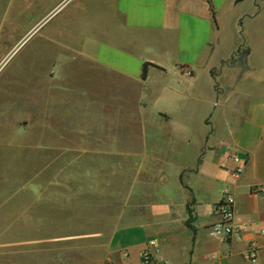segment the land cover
<instances>
[{
    "label": "crops",
    "instance_id": "obj_1",
    "mask_svg": "<svg viewBox=\"0 0 264 264\" xmlns=\"http://www.w3.org/2000/svg\"><path fill=\"white\" fill-rule=\"evenodd\" d=\"M69 1L0 0L4 57L10 12L50 18ZM208 1L76 0L49 30L84 60V157L130 164L124 209L95 264H140L151 240L169 264H264V0ZM241 45L245 72L233 56ZM41 139L18 142V155ZM18 171L26 173L24 162ZM27 172L36 180L34 167ZM2 178L0 264H30L26 248L39 243L31 240L47 237L41 186ZM227 198L239 240L209 238ZM249 247L253 263L243 257Z\"/></svg>",
    "mask_w": 264,
    "mask_h": 264
},
{
    "label": "rangeland",
    "instance_id": "obj_2",
    "mask_svg": "<svg viewBox=\"0 0 264 264\" xmlns=\"http://www.w3.org/2000/svg\"><path fill=\"white\" fill-rule=\"evenodd\" d=\"M75 3L50 18L10 12L8 55L0 51V178L30 191L41 186L39 233L47 237L31 240L39 243L26 248L30 264H95L127 193L128 159L84 157V60L50 41L49 30ZM40 18L47 20L29 30ZM31 136L44 140L27 142L23 159L18 142Z\"/></svg>",
    "mask_w": 264,
    "mask_h": 264
},
{
    "label": "built area",
    "instance_id": "obj_3",
    "mask_svg": "<svg viewBox=\"0 0 264 264\" xmlns=\"http://www.w3.org/2000/svg\"><path fill=\"white\" fill-rule=\"evenodd\" d=\"M232 160L235 163H239L240 159L236 155H232ZM241 173V167H237L233 176H237ZM261 188H253L252 194H258L261 192ZM216 214L219 217V221L207 229V235L209 238L217 239H234L239 240L241 227L234 225V212L232 209V200L225 199L217 206ZM264 237V236H263ZM244 260L253 263L256 259L255 250L249 247L244 253ZM140 264H169L167 260L159 255L154 240L148 241L146 247L140 252L139 255Z\"/></svg>",
    "mask_w": 264,
    "mask_h": 264
},
{
    "label": "trees",
    "instance_id": "obj_4",
    "mask_svg": "<svg viewBox=\"0 0 264 264\" xmlns=\"http://www.w3.org/2000/svg\"><path fill=\"white\" fill-rule=\"evenodd\" d=\"M208 3H209V1H208ZM209 7L211 9L210 3H209ZM248 52H249L248 49L246 47H244L243 45H241L238 48V50L236 51V53L233 55L234 60H236L237 68L240 69V72L246 71V57L248 55ZM148 66H150V64H143V66H142V73H141V79L142 80L145 79L146 69Z\"/></svg>",
    "mask_w": 264,
    "mask_h": 264
}]
</instances>
